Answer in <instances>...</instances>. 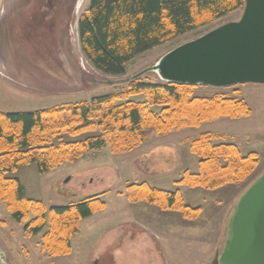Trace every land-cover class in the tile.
<instances>
[{
    "label": "rangeland",
    "instance_id": "rangeland-1",
    "mask_svg": "<svg viewBox=\"0 0 264 264\" xmlns=\"http://www.w3.org/2000/svg\"><path fill=\"white\" fill-rule=\"evenodd\" d=\"M75 2L68 14L55 4L54 12L43 17L40 16L43 0H0V112L30 113L119 94L126 92L128 83L136 78L158 83L156 74L145 71L162 56L215 28L238 21L243 10L135 57L125 66L123 76L114 77L96 71L82 54L77 22L86 13L89 0ZM192 92L197 97L222 94L239 98L249 107L250 115L234 120L216 118L196 128H183L128 153L113 154L108 147L93 151L75 163L62 164L45 174L38 173L35 165L18 168L7 176L19 180L27 198L46 207L75 205L98 196L105 208L81 220L79 233L70 239L68 255L50 257L38 247L45 230L25 237L23 225L13 221L5 204L0 202V253L4 261L212 264L224 240L228 211L264 172V85L197 86ZM130 100L142 102L145 96H133ZM204 133L215 135L214 143L234 144L242 156L257 155V165L245 181L216 190L175 184L185 171L198 172V160L190 153L189 144ZM132 184L178 190L184 204L199 208L200 213L195 220H185L178 212L163 213L144 202L132 204L125 196L126 188ZM151 211L156 213L153 218L159 224V228L154 227L155 232L149 221Z\"/></svg>",
    "mask_w": 264,
    "mask_h": 264
},
{
    "label": "trees",
    "instance_id": "trees-1",
    "mask_svg": "<svg viewBox=\"0 0 264 264\" xmlns=\"http://www.w3.org/2000/svg\"><path fill=\"white\" fill-rule=\"evenodd\" d=\"M243 7L244 0H89L77 22L78 41L96 71L120 77L135 57ZM195 87L136 78L119 94L30 113L0 112V202L11 219L23 225L25 237L45 230L38 240L40 251L50 257L66 256L81 220L105 205L94 196L75 205L46 207L27 198L19 180L7 176L18 168L35 165L38 173L45 174L93 151L108 147L113 154L128 153L183 128L250 115L243 100L222 94L197 97L192 92ZM138 95L145 100H130ZM215 139L204 133L191 141L189 151L198 160V172L185 171L176 185L216 190L250 176L257 155L242 156L234 144L214 143ZM125 196L132 204L144 202L178 212L185 220H195L200 213L199 208L184 204L178 190L132 184Z\"/></svg>",
    "mask_w": 264,
    "mask_h": 264
},
{
    "label": "water",
    "instance_id": "water-1",
    "mask_svg": "<svg viewBox=\"0 0 264 264\" xmlns=\"http://www.w3.org/2000/svg\"><path fill=\"white\" fill-rule=\"evenodd\" d=\"M145 72L190 86L264 85V0H244L238 21L176 47ZM0 264H7L1 253ZM212 264H264V172L233 206Z\"/></svg>",
    "mask_w": 264,
    "mask_h": 264
},
{
    "label": "flooded vegetation",
    "instance_id": "flooded-vegetation-1",
    "mask_svg": "<svg viewBox=\"0 0 264 264\" xmlns=\"http://www.w3.org/2000/svg\"><path fill=\"white\" fill-rule=\"evenodd\" d=\"M76 0H43L42 6H41V10H40V16H46V13H52L54 12V10L56 9L55 4H57L60 7L64 8V13L68 14L69 11L72 9V7L74 6V4Z\"/></svg>",
    "mask_w": 264,
    "mask_h": 264
},
{
    "label": "crops",
    "instance_id": "crops-1",
    "mask_svg": "<svg viewBox=\"0 0 264 264\" xmlns=\"http://www.w3.org/2000/svg\"><path fill=\"white\" fill-rule=\"evenodd\" d=\"M161 211H162V210H161ZM162 212L165 213L166 211H162ZM229 213H230V211H228V215H229ZM155 214H156V213L153 212V211H151L150 214H149V221H150L151 226L153 227V228H152V231H154V232H155L154 227L159 228V224L156 223L155 219L153 218V216H154ZM224 218H225V217H224ZM165 221L167 222V218L165 219ZM133 225L139 227L138 224H133ZM163 228H164V235L167 236V227L164 225ZM152 231H148L149 236H151L154 240H157L156 236L153 234Z\"/></svg>",
    "mask_w": 264,
    "mask_h": 264
}]
</instances>
